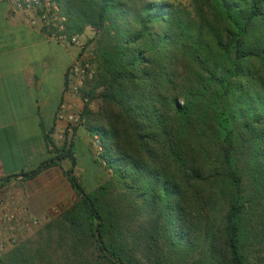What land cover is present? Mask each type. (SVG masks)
Masks as SVG:
<instances>
[{
    "label": "trees",
    "instance_id": "trees-1",
    "mask_svg": "<svg viewBox=\"0 0 264 264\" xmlns=\"http://www.w3.org/2000/svg\"><path fill=\"white\" fill-rule=\"evenodd\" d=\"M49 1L95 31L79 116L109 177L85 193L43 134L52 157L0 187L66 159L75 200L0 264H264V0Z\"/></svg>",
    "mask_w": 264,
    "mask_h": 264
},
{
    "label": "crops",
    "instance_id": "crops-1",
    "mask_svg": "<svg viewBox=\"0 0 264 264\" xmlns=\"http://www.w3.org/2000/svg\"><path fill=\"white\" fill-rule=\"evenodd\" d=\"M76 54L77 49L56 42L44 29L28 26L0 0V182L52 157L42 136L48 131L53 146H61L58 136L65 124L54 119L58 105L64 102L74 113L81 109L78 96L63 92L65 70ZM69 143L76 164V149L86 152L90 147L83 125L73 127ZM66 163L60 160L29 179L10 178L0 190L5 198L19 200L29 216L44 219L75 199L62 174ZM72 174L75 177L74 168ZM49 194L52 200L45 198Z\"/></svg>",
    "mask_w": 264,
    "mask_h": 264
},
{
    "label": "built area",
    "instance_id": "built-area-1",
    "mask_svg": "<svg viewBox=\"0 0 264 264\" xmlns=\"http://www.w3.org/2000/svg\"><path fill=\"white\" fill-rule=\"evenodd\" d=\"M13 11L19 12L30 27H38L47 31L58 43H63L77 49L73 61L65 70L64 94L78 96L81 109L86 98L81 94L85 83L93 75L89 59L84 54L85 41L82 35L66 34L63 27L64 19L57 15V8L49 0H4ZM80 109V111H81ZM77 113L71 112L69 106L61 102L54 114L55 121L65 124V129L58 140L61 144H69L74 126L82 125V120ZM91 148L97 155L100 151L97 138L91 137ZM43 219V218H42ZM41 220V219H40ZM39 219L29 216L20 206L17 199L5 198L0 190V253L6 248H11L23 241L34 228Z\"/></svg>",
    "mask_w": 264,
    "mask_h": 264
},
{
    "label": "rangeland",
    "instance_id": "rangeland-1",
    "mask_svg": "<svg viewBox=\"0 0 264 264\" xmlns=\"http://www.w3.org/2000/svg\"><path fill=\"white\" fill-rule=\"evenodd\" d=\"M170 1H177L181 3L182 5H187L188 0H170ZM94 34H95V31L90 27H87L86 29H84V31L80 34L82 35L83 40L85 41L84 54L89 59V61L91 59L93 43L88 42V41H90V39L94 37ZM97 104H98L97 99H91L90 101H88L87 107L90 110L94 111L97 107ZM75 152L77 155V160H76V164L74 167V172H75V177L77 179V182L79 183L80 187L85 193L92 192L94 189H96L100 184H102L109 177V173L108 171H105L102 168V166L99 164L96 158L97 156L95 154V150L94 149L92 150L91 148V140H90V147L86 152L85 151L81 152L77 149ZM61 166L64 167L65 164L63 163L61 164ZM66 166H68V163H66ZM45 198H47V200H52L54 198V195L49 194ZM73 202H71V204ZM70 205H68L67 207L63 209H60V208L54 209L49 212L50 216L44 217V219H41V220L39 219V223L37 227L34 228L32 232L23 241H20L17 245L12 246L11 248L10 247L6 248L4 252H1L2 257L5 256L12 249L18 246H21L22 244L25 245L24 247H26V249L29 252H32L34 249H36L39 246V244H41L40 246L44 245L42 242L43 235H41V231H43V228L47 224L57 219L60 216V214L65 209H67ZM250 260L253 263V258L250 257Z\"/></svg>",
    "mask_w": 264,
    "mask_h": 264
}]
</instances>
